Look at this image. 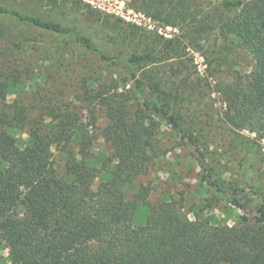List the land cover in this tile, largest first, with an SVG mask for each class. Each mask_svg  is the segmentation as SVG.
Segmentation results:
<instances>
[{
	"label": "trees",
	"instance_id": "obj_1",
	"mask_svg": "<svg viewBox=\"0 0 264 264\" xmlns=\"http://www.w3.org/2000/svg\"><path fill=\"white\" fill-rule=\"evenodd\" d=\"M132 2L167 24L192 21L194 36L214 28L211 14L199 18L188 0ZM216 12L220 34L235 37L253 59L250 72L223 91V118L234 130L264 138V0H223ZM16 24L74 39L118 67L139 108L103 100L109 121L103 137L112 144L114 166L95 187L101 171L90 157L92 135L72 117L51 113L49 123L33 127L21 146L12 131L25 127L28 114L19 102L6 103L11 83L0 76V232L10 264H264V183L229 182L215 173L192 125L176 109L180 93L149 84L139 74L140 65L153 61L152 52L126 55L113 50L119 45L109 33L98 41L74 26L0 5V33L10 36ZM163 124L192 152L214 195L241 212L238 224L184 218L178 201H150L146 185L134 198L126 197V185L162 154L155 140ZM73 143L78 149H67ZM53 147L67 155L65 176L57 173ZM254 147H247L240 165L254 167Z\"/></svg>",
	"mask_w": 264,
	"mask_h": 264
},
{
	"label": "rangeland",
	"instance_id": "obj_2",
	"mask_svg": "<svg viewBox=\"0 0 264 264\" xmlns=\"http://www.w3.org/2000/svg\"><path fill=\"white\" fill-rule=\"evenodd\" d=\"M118 1L122 0H0V5L74 26L98 41L109 33L119 45L113 50L126 55L152 52L153 61L140 65L139 74L149 84L162 83L163 88L180 93L176 109L192 125L215 173L229 182L241 184L256 178L264 183V138L246 129L234 130L223 118V91L253 66L240 42L217 29L221 20L216 10L223 0H188L195 12L200 11L199 18L212 16L214 28L203 37L192 35L190 20L167 24L137 9L132 0H124L122 7ZM169 40L173 45H168ZM0 76L11 83L6 103L17 101L28 114L25 127L12 131L21 146L33 127L49 123L51 113L66 114L93 137L90 157L101 171L95 187L108 177L114 166L113 147L103 137L109 122L103 100L122 101L132 111L139 108L118 67L74 39L16 24L10 36L0 33ZM90 95L94 98L87 100ZM155 141L162 154L146 174L126 185L127 198H134L146 185L150 201L174 199L184 218L217 225L239 223L241 212L226 198H217L203 182L201 167L173 128L161 125ZM252 144L254 167L246 168L240 161ZM67 149H78V144ZM53 154L58 175L65 176L67 155L58 147H53ZM9 253L0 232V264H10Z\"/></svg>",
	"mask_w": 264,
	"mask_h": 264
},
{
	"label": "built area",
	"instance_id": "obj_3",
	"mask_svg": "<svg viewBox=\"0 0 264 264\" xmlns=\"http://www.w3.org/2000/svg\"><path fill=\"white\" fill-rule=\"evenodd\" d=\"M118 2H120V7H122V6L125 5V1H124V0H122V1H118Z\"/></svg>",
	"mask_w": 264,
	"mask_h": 264
}]
</instances>
